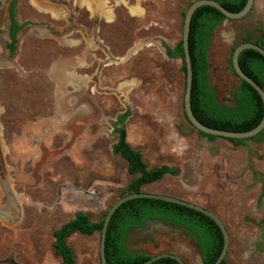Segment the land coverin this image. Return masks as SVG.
Returning <instances> with one entry per match:
<instances>
[{
    "label": "rangeland",
    "instance_id": "obj_1",
    "mask_svg": "<svg viewBox=\"0 0 264 264\" xmlns=\"http://www.w3.org/2000/svg\"><path fill=\"white\" fill-rule=\"evenodd\" d=\"M57 1L60 6L50 1L47 9L44 0H21L20 13L72 27L63 39L37 27L24 37L19 57L28 72L0 66L2 157L20 200V217L0 221V258L15 253L22 264H56L52 231L77 212L103 218L123 195L120 189L136 175L113 152L112 122L127 109L128 141L144 152L148 167L179 168L142 190L216 210L229 228L227 264H264V251L253 244L256 223L264 218L255 208L264 187L254 183L256 175L264 179V134L261 143L238 145L201 137L184 114L183 60L166 53L181 39L194 0ZM260 24L264 0H255L246 16L225 19L213 30L209 74L218 101H231L239 82L229 61L233 48L249 32L260 36ZM157 225L141 251H170L187 264H203L192 237ZM69 244L76 264H101L100 232H75Z\"/></svg>",
    "mask_w": 264,
    "mask_h": 264
},
{
    "label": "trees",
    "instance_id": "obj_2",
    "mask_svg": "<svg viewBox=\"0 0 264 264\" xmlns=\"http://www.w3.org/2000/svg\"><path fill=\"white\" fill-rule=\"evenodd\" d=\"M218 1L231 11H239L247 0ZM225 19L221 11L210 5L198 7L192 15L189 32V50L193 70L191 108L196 118L203 124L232 131H246L255 127L263 116V104L258 92L241 79L234 91L236 105L227 106L217 100L213 86L210 84L208 51L212 32ZM255 30L260 32V36L254 37L253 33L249 32L240 43L253 41L264 48V27L260 24ZM166 53L169 57H181L183 60L182 40L180 39L173 48L166 47ZM229 61L232 65L231 57ZM239 64L246 74L264 88V56L262 54L254 49H243L239 54ZM182 67L185 72L184 61ZM129 114L130 111L126 110L113 122L118 139L112 145V149L126 159L128 172L137 174L125 188L120 189L123 195L141 192L143 185L155 182L166 173L175 170L168 165L148 167L142 152L133 148L126 139L124 122ZM199 133L210 139L216 137L214 134L202 131ZM260 135L261 133H258L254 138H259ZM229 140L241 142L243 139L229 138ZM103 218L93 221L88 213L78 212L54 230L55 251L63 258L60 264H75L74 250L67 243V237L75 231L88 235L96 231L100 232L103 227ZM148 219H158L191 232L196 238L203 264H213L221 252L223 235L219 226L209 216L170 201L138 197L123 202L109 221L105 239V256L108 264H141L152 257V254L144 251L128 252L124 245L128 231L144 225ZM150 264L179 263L173 258L161 257ZM220 264H227L226 259Z\"/></svg>",
    "mask_w": 264,
    "mask_h": 264
},
{
    "label": "flooded vegetation",
    "instance_id": "obj_3",
    "mask_svg": "<svg viewBox=\"0 0 264 264\" xmlns=\"http://www.w3.org/2000/svg\"><path fill=\"white\" fill-rule=\"evenodd\" d=\"M41 1H43V0H41ZM44 1H45L44 5H45V7H47V9H50L49 8V6H50L49 2L50 1H51L50 3L54 4V6H58L61 3L57 0H44ZM20 2H21V0H0V66L1 67H7V68L11 67L17 73V75L23 76L25 72H28V71H25L23 69V67L21 66V64L19 63V57H20V53L22 50V44H23L24 37L26 35H28L29 33H31L34 29L39 27L41 29L42 33L47 34L50 37H54V38L62 40L63 37L66 35L67 31H69L72 27H68L66 25H64L63 27H55L51 23L46 22L45 20L41 21L40 19L34 18V16H32V15L31 16H22L20 13V4H21ZM77 9H78V7H76V10ZM47 11L50 13V10H47ZM68 20H69V22L72 21V15L68 16ZM234 73H235V71H234ZM235 75L237 76L236 73H235ZM237 78L239 80L238 84L234 87V89L230 90V94L227 97L231 101H229V102L219 101V102H221L227 106L236 105V102L234 100V91L236 90V88L238 87V85L240 84V81H241V79L238 76H237ZM2 108H4V106H0V109H2ZM1 113H2V111L0 110V114ZM121 114H119V115H121ZM184 114H185V111H184ZM119 115H117L116 119L118 118ZM185 118H186L187 122L190 125H192L188 121L186 115H185ZM116 119L114 121H116ZM113 122H112V126H113ZM184 125H185V127L187 126L185 123H183L182 126L184 127ZM124 126H125V122H124ZM113 130H114V127H113ZM196 130L198 131V134L201 137H205L208 141H212L215 138L221 137V136L216 135V137H214L213 139H210L208 136L201 135L199 133L200 130H198V129H196ZM259 133H261L259 138H254L255 135L252 137H248V138H239V139H243L241 142H234V141L229 140V138H225V137H221V138H224L227 141H230L234 145L241 144L246 139H251L256 143H261V142H263L264 129L261 130ZM117 139H118V134H117ZM117 139H116V141H117ZM209 149H210V147H209ZM211 150L215 151L214 148L213 149L211 148ZM117 154H119V153H117ZM119 155L121 156V154H119ZM2 156H3V149H2V145H1V125H0V221L13 222L20 217V208H19L20 200H19L18 195H16V193L14 192V190L11 187V183H10L9 177H8L9 171H8V168L6 167V165L3 163V157ZM121 157L123 158V156H121ZM123 159H125V158H123ZM161 165H168V166L173 167L175 169L173 172H168L166 174H177L179 171V168L176 165H169V164H161ZM161 165H158V166H161ZM127 166H128V162H127ZM154 167H157V166H154ZM250 167L251 166L249 165V170H251ZM149 168H153V167H149ZM127 171H128V169H127ZM251 172H252V170H251ZM252 173L255 174L254 171ZM226 174L228 177H230L227 172H226ZM131 175H137V174H131ZM254 179H255L254 183L260 182L261 183L260 185L264 187V179L263 178L259 177V175H256ZM250 184L251 183L248 184L249 185L248 187H250ZM252 186H254V184H252ZM228 189H231L230 185H229ZM193 203H195V202H193ZM256 203H257L255 205V208H257L256 211L261 210V212L264 214V189L263 188H261L260 192H258L256 195ZM203 207H205L206 209H208V210L212 211L214 214H216L214 212L216 210H213L212 208H208L207 206H203ZM77 213H75V215ZM220 219L225 224V226L228 230V233H229V228H228L227 224L224 222V220L222 218H220ZM103 220H104V218H103ZM93 221H97V220H93ZM263 223H264V218H262L261 221H258L256 223V225L259 229V232L257 234V238H255L253 240V244H254L256 251L257 250L258 251H264V225H263ZM157 224H160V227H162V228H163V226L166 228H171L172 230L181 232L185 236L192 237L196 242L195 236L191 232H189L188 230H186L182 227H178V226L166 223V222L158 220V219H148L144 225L139 226V227H134L128 231L127 237H126L125 242H124L126 250L128 252H131V253L140 252L141 246H144V245L152 242V238H150V235L153 232V228L155 227V225L159 226ZM59 227H57V228H59ZM57 228H55L54 230H56ZM54 230L52 231L53 249H54V253H55L56 257L58 258L56 264H60L62 262L63 258L61 255L57 254L55 251V247H54L55 237L53 234ZM75 232H78V231H75ZM75 232H73V233H75ZM73 233H71L67 237V243L68 244H69V240L73 236ZM86 235H88V234H86ZM229 238H230V236H229ZM196 244H197V242H196ZM162 252H170V251H162ZM157 253H161V252H157ZM157 253H155V254H157ZM172 253H174V252H172ZM74 254H75V252H74ZM152 255H154V254H152ZM200 258H201V255H200ZM225 259H226V257H225ZM201 261H202V258H201ZM202 263H203V261H202ZM0 264H22V263L16 261V255H15V253H13L11 255H7L6 257L0 258ZM75 264H76V255H75Z\"/></svg>",
    "mask_w": 264,
    "mask_h": 264
},
{
    "label": "water",
    "instance_id": "obj_4",
    "mask_svg": "<svg viewBox=\"0 0 264 264\" xmlns=\"http://www.w3.org/2000/svg\"><path fill=\"white\" fill-rule=\"evenodd\" d=\"M254 1L255 0H247L242 9H240L239 11H231L228 8H226L224 5H222L218 0H194L188 5L187 9L185 10L183 27H182V37H181L183 53H184L183 61L185 64V90H184V99H183L184 111L188 121L196 129L204 133L214 134L225 138H248L256 135L257 133H259L261 130L264 129V88H262L252 77L246 74L242 70L239 64V54L243 49L246 48L254 49L264 56V48L259 44L254 43L253 41H246L237 44L233 48L231 54V61H232L233 70L235 71L237 76L240 79H243L247 83H249L260 95L263 104V116L260 122L255 127L246 131H232L227 129L214 128L206 124H203L200 120H198L191 108L193 70H192V61L189 50V32H190V24L193 13L198 7L202 5H210L221 11L225 15L226 19H240L246 16L253 9ZM138 197H148V198H156L165 201H170L200 211L205 215L209 216L219 226L223 235V246L221 252L213 264H220L225 259L229 248L230 238L225 224L216 214H214L212 211L206 209L201 205H198L196 203H193L191 201L179 197L160 194V193L141 191V192H131L123 196H120L106 211V215L103 220V227L100 232L99 255H100L101 264H108L105 256V239H106L108 224L113 213L123 202ZM161 257L173 258L179 264H186V262L182 259L180 255L172 252H161L154 254L150 259L144 261L141 264H150L151 262Z\"/></svg>",
    "mask_w": 264,
    "mask_h": 264
},
{
    "label": "crops",
    "instance_id": "obj_5",
    "mask_svg": "<svg viewBox=\"0 0 264 264\" xmlns=\"http://www.w3.org/2000/svg\"><path fill=\"white\" fill-rule=\"evenodd\" d=\"M184 127H185V125H184ZM126 139H127V141H128V135H126ZM129 142V141H128ZM130 143V142H129ZM131 144V143H130ZM135 149H137V148H135ZM138 150H140L141 152H142V154H143V158H145V154H144V152L141 150V149H138ZM178 150H179V153L181 152L182 154L185 152V150H188V149H184V148H178ZM203 157L204 158H206L207 157V154H204L203 155ZM145 160V159H144ZM226 173V172H225ZM167 175V174H166ZM165 176V175H164ZM163 176V177H164ZM146 185V184H145ZM219 187L220 186H222V184H219L218 185ZM212 188H213V185H212V182L210 183V186L208 187V189H209V191L210 190H212ZM188 192H189V190H187ZM188 198V197H187ZM189 201V200H188Z\"/></svg>",
    "mask_w": 264,
    "mask_h": 264
}]
</instances>
